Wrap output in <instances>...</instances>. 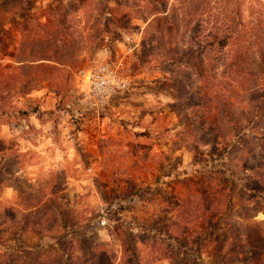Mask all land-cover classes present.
<instances>
[{
  "label": "rangeland",
  "instance_id": "374dc122",
  "mask_svg": "<svg viewBox=\"0 0 264 264\" xmlns=\"http://www.w3.org/2000/svg\"><path fill=\"white\" fill-rule=\"evenodd\" d=\"M156 17L165 37L151 43ZM167 49L174 61H165ZM101 50L111 67L122 63L128 84L96 113L79 101L77 70ZM237 60L264 62V0H0V264H72L63 249L81 256L80 248L91 254L96 246L112 251L114 264H135L150 254L144 240L166 244L174 264L209 263L216 234L231 226L242 240L264 232L261 128L246 124L240 133L231 123L210 138L198 125L216 90L206 86L219 82L227 94L225 65ZM178 61L209 73L179 99ZM238 98L246 104L247 95ZM37 122L55 135L43 154ZM18 152L31 165L40 157L51 163L16 174ZM40 203L56 211L51 233L12 222L35 218L41 209L29 208ZM195 208L193 225L183 223Z\"/></svg>",
  "mask_w": 264,
  "mask_h": 264
},
{
  "label": "trees",
  "instance_id": "16d2710c",
  "mask_svg": "<svg viewBox=\"0 0 264 264\" xmlns=\"http://www.w3.org/2000/svg\"><path fill=\"white\" fill-rule=\"evenodd\" d=\"M162 11L159 9L154 10V14H159ZM153 20V19H152ZM165 22H161V18L156 17L153 22L150 23L151 32L149 37H151V43H153V38L159 37L164 38V28ZM150 51L154 53V45L150 44ZM166 52H170V49L165 51V61H174L172 58H168ZM184 56L185 53H183ZM237 57L239 55H236ZM182 60V59H179ZM181 70L178 75H175L172 81L175 83V96L179 99L181 96L187 93V89L192 88L193 84L199 82L200 80L205 82L207 80V75L209 74L207 70L203 68H198L195 64L189 63L187 61H178ZM228 69L230 83L228 86V93H224L222 88L219 86V82L216 84H208L206 86L207 90H216L208 96L209 104H205L204 111L200 112L198 115L199 123L198 125H205L202 129H206L207 134L212 138H220L221 130L225 129V125L234 123L238 126L240 133L245 131V125L251 126L253 128H261L258 137L264 140V62L263 60L258 62L257 65L251 63H244L241 60L234 61L228 65H225ZM192 69V70H191ZM215 66H211V71L214 73ZM189 71V72H188ZM258 82V83H256ZM202 86H199V88ZM218 87V89H217ZM199 93V92H198ZM247 95L246 104H243V100L238 98V96ZM206 96V95H205ZM214 102V107H212V102ZM196 106H201L202 102L194 103ZM202 107V106H201ZM206 116H210L204 118ZM263 176V173H260ZM257 178H262V177ZM216 203V202H215ZM215 211L218 209L219 203H216ZM211 205L203 208V212L206 213L211 210ZM13 210V209H12ZM52 213L49 215L51 208L49 206H43L40 214H36V217L26 216L24 219L21 217L11 216V220L14 224H22V226L29 232H39L45 233L52 231L55 228L56 221V211L53 209ZM196 210H192L190 219L183 220V223L189 224L188 222H195ZM14 212V211H13ZM20 219V220H19ZM22 219V220H21ZM21 222V223H20ZM197 228H204L200 224H195ZM179 226H176V228ZM251 226L247 227L250 229ZM188 228V227H187ZM211 228L219 230V225H213ZM147 230V229H146ZM155 229H148V231H154ZM222 230V229H220ZM225 231V229H224ZM228 233L226 236L216 234L215 239L210 240L214 243V257L209 263L194 262L192 264H264V232L257 228L255 234L249 235L245 240L240 239L241 234L235 226L228 228ZM169 237L175 239L177 237L176 233H168ZM201 232L197 235L200 241L205 239L207 233L201 236ZM229 240V242H227ZM142 244L147 248L150 254L145 255L142 259L139 256L135 258V264H154L157 261L168 260L170 264H174V257L172 256L173 251L163 242L152 241L150 244L148 241H141ZM204 246L208 247V243ZM123 247V245H122ZM93 248V247H92ZM102 251H99V246L92 249L91 254L86 249L80 248L81 256L75 254V252L62 250V255H66L72 260V264H101L106 261V264H114L115 256L112 251L108 252L105 247L100 246ZM124 248V247H123ZM128 249L121 251L123 257ZM176 256V255H175ZM126 258V256H125ZM60 262V260H58ZM36 264H39L36 261ZM186 264V263H184Z\"/></svg>",
  "mask_w": 264,
  "mask_h": 264
},
{
  "label": "built area",
  "instance_id": "2783aa9c",
  "mask_svg": "<svg viewBox=\"0 0 264 264\" xmlns=\"http://www.w3.org/2000/svg\"><path fill=\"white\" fill-rule=\"evenodd\" d=\"M117 64L111 67L106 50H101L88 66L77 70L79 101L86 110L98 113L115 93L127 88V79L118 70L122 63Z\"/></svg>",
  "mask_w": 264,
  "mask_h": 264
},
{
  "label": "crops",
  "instance_id": "0c3cea01",
  "mask_svg": "<svg viewBox=\"0 0 264 264\" xmlns=\"http://www.w3.org/2000/svg\"><path fill=\"white\" fill-rule=\"evenodd\" d=\"M47 127L44 125V124H42V123H40V122H37L36 123V129H38V130H44V133L43 134H37L36 135V141L38 142V146L36 145V152H38L39 151V153L40 154H43V152L45 153V148L44 147H46V142H48L49 144H53L54 145V133H51V134H48L47 132H45V129H46ZM49 128V127H48ZM49 140V141H48ZM25 150L26 149H23V152H25ZM9 156V153L8 154H5V155H3V158H5V156ZM14 158H15V173L16 174H20L21 172H23L24 171V169L25 168H27V169H32V171H35L36 170V174H37V172L39 171V170H41V166H43L45 163H51L50 161H48V160H44V161H42V158L40 157V158H36V164H33V165H31V164H29L28 162H26L25 160H22V158H21V153L20 152H18V153H16V155L14 156ZM61 160V162H63L65 165H70V158H66V159H60ZM53 165H55V164H53ZM49 166L50 165H48V167H46V165H45V168L44 169H42V170H45V172H44V174L46 173V176H48V171H47V169L49 168ZM58 166V165H57ZM64 170H66V168L64 169ZM69 172H71V170L69 171ZM3 189H5L6 190V193H5V195L6 196H8V197H12V195L14 194V193H16V189H14V188H12L11 186H9V185H4L3 186ZM37 209V208H40V209H42L43 207H42V203H40V204H38V205H36V206H32L31 208H29V209H32V210H34V209ZM2 210V209H1ZM49 233H51V231H49V232H45V233H39V232H36V234H41V235H48Z\"/></svg>",
  "mask_w": 264,
  "mask_h": 264
}]
</instances>
